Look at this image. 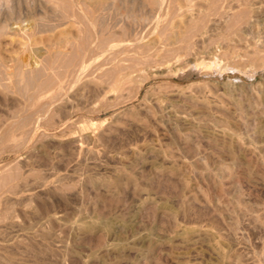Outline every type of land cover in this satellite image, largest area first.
Returning <instances> with one entry per match:
<instances>
[{"label":"rangeland","instance_id":"obj_1","mask_svg":"<svg viewBox=\"0 0 264 264\" xmlns=\"http://www.w3.org/2000/svg\"><path fill=\"white\" fill-rule=\"evenodd\" d=\"M113 1L40 71L72 7L0 0V264H264V0Z\"/></svg>","mask_w":264,"mask_h":264},{"label":"bare ground","instance_id":"obj_2","mask_svg":"<svg viewBox=\"0 0 264 264\" xmlns=\"http://www.w3.org/2000/svg\"><path fill=\"white\" fill-rule=\"evenodd\" d=\"M59 2L62 3V4H65V1L64 0H59ZM66 2L69 4V5H67V3L65 4L67 6V8L65 6L66 9L70 8L68 6H71L72 7L71 11H69L68 14L69 13L71 14V16L73 17L72 21L79 28V31L76 32L78 35L76 34L77 37L75 39H71V40H68V39L66 40L65 39L64 41H60V42L58 41V44L56 46H54L53 48L51 46H48V45H47L48 48L35 46L36 50H39V52L41 51L40 53H43V55L41 54L42 55L41 58H42L43 61H40L37 58V60L39 62H41V63L44 62L43 63V66H42V64L39 63L42 66V69H39L40 71L44 70V68H45L46 65H48V67L50 65V67L53 68V69H56V71H58L57 69H59V68L66 69L69 66V63H70V61L72 59V55L75 54V52H76L75 50L78 49V48L76 49V43L77 44H80V43H78V41L80 40V38L83 37V35H85L87 37V40H88L87 41L88 42V45L86 46V48L84 46L85 49L83 50V53L86 54V53H88V52L91 51L90 53L92 54L93 53V50H95V51L97 50L98 51L101 46L103 47V45H104L103 44L104 43L103 42L104 39L106 37L108 38L109 34H111L112 32H115L117 26H119V27L122 26L123 27L125 25L127 27L126 28L124 26L126 28V30L128 31L127 33H130L131 32L132 34H134L133 31H131L130 26L126 23L125 18H122V16L120 17V15L119 16L117 15V9H115V7H117V6H115V3H114L113 0L112 1L111 0H69V1H66ZM66 13H64V14H66ZM66 18H68V17H66ZM70 20L68 21V23H70ZM58 21L56 20V22H58ZM62 21H63V19H62ZM59 24H63V22L62 23H59ZM64 24H65V22H64ZM66 24H67V22H66ZM57 25L58 24H52L49 27H46V28H44V29H42L40 31H43V30H51V29L53 30L54 29V26H57ZM7 31H8V29H7ZM129 35L130 34H128V36ZM135 35H137V34H135ZM130 38H129V40H130ZM127 39L124 40V42L119 43L118 45H120V46L121 45L124 46L126 44L129 45V41ZM62 42H64V43H71V45L69 46L70 48L69 47L68 48L63 47L64 45L61 44ZM106 43H107V41H106ZM112 47L113 48H117V47H115V45L112 46ZM81 51H82V49H81ZM83 56H85V55H83ZM32 57H33V55H32ZM35 57H37L36 54H35ZM35 57H33L34 60L36 59ZM77 60L79 61V59H77ZM2 62H0V85H2L4 87H8L10 89L14 87L17 90V87L19 88V85L22 82V84L20 85V87L21 86H24V83L28 85V86L26 85L27 87L24 86L23 89H22V91L24 90V88H27L28 89V87L30 85H31V87H33L32 81H30L31 84H29L27 82V80H25L24 78L19 79L18 80L19 82L15 79V77L16 78L19 77V74H21V75L23 74L24 75L26 73L27 69H29V66H30V65L28 66V63H30V62H28V61H24L23 62V58L22 59L21 58L20 59H17L16 60V63H18V64H17L16 67H13V69L9 68V66H5L6 64L5 63L2 64ZM14 64H15V60H14ZM78 65L76 67L75 66L71 67V70L73 71V70L77 69ZM51 74H53V73H51ZM16 75H18V76H16ZM55 77H56V75L54 76V79H55ZM45 81L42 82L44 85L46 83ZM18 90L20 91V89H18ZM25 94H27V93H25ZM12 128L13 127H11V129ZM89 224H88V226H89Z\"/></svg>","mask_w":264,"mask_h":264}]
</instances>
